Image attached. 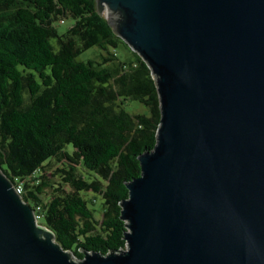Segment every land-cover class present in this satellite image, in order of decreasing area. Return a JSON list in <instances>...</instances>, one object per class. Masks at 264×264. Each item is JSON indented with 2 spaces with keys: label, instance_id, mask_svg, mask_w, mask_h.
<instances>
[{
  "label": "water",
  "instance_id": "obj_1",
  "mask_svg": "<svg viewBox=\"0 0 264 264\" xmlns=\"http://www.w3.org/2000/svg\"><path fill=\"white\" fill-rule=\"evenodd\" d=\"M104 5L162 111L127 184V249L76 262L0 167V264H264V0Z\"/></svg>",
  "mask_w": 264,
  "mask_h": 264
},
{
  "label": "trees",
  "instance_id": "obj_2",
  "mask_svg": "<svg viewBox=\"0 0 264 264\" xmlns=\"http://www.w3.org/2000/svg\"><path fill=\"white\" fill-rule=\"evenodd\" d=\"M93 48L99 61H78ZM161 114L151 68L97 0H0V167L77 260L126 251L127 184L157 145Z\"/></svg>",
  "mask_w": 264,
  "mask_h": 264
},
{
  "label": "rangeland",
  "instance_id": "obj_3",
  "mask_svg": "<svg viewBox=\"0 0 264 264\" xmlns=\"http://www.w3.org/2000/svg\"><path fill=\"white\" fill-rule=\"evenodd\" d=\"M101 11H102V15L107 18L108 20H110V17H109V13H108V9L107 7L104 5L101 7ZM111 21V20H110ZM74 24V20L72 18H68L65 20V23L64 24H61V23H57L56 26H57V29L59 31L60 34H64L66 33ZM114 28V27H113ZM96 59V60H100L101 56H100V53H99V50L97 48H93L87 52H85L83 55H81L79 58H78V61H87L89 59ZM128 104V110H131L133 109L135 112H141L142 113H145L147 114L148 113V110L138 104V103H127ZM94 203L97 201V204L96 205H99V202H100V198H97V199H93ZM97 209H100V205L97 207ZM97 216H101V210H99V212L97 213ZM39 221V220H38ZM41 225V224H39ZM43 226V225H41ZM45 227V226H44ZM73 259L78 262V260L73 256Z\"/></svg>",
  "mask_w": 264,
  "mask_h": 264
},
{
  "label": "built area",
  "instance_id": "obj_4",
  "mask_svg": "<svg viewBox=\"0 0 264 264\" xmlns=\"http://www.w3.org/2000/svg\"><path fill=\"white\" fill-rule=\"evenodd\" d=\"M16 190H17L18 194L21 195L22 189L19 187V188H16ZM37 218H38V217H37ZM38 219H39V218H38Z\"/></svg>",
  "mask_w": 264,
  "mask_h": 264
}]
</instances>
